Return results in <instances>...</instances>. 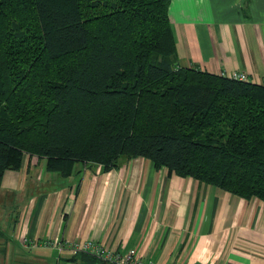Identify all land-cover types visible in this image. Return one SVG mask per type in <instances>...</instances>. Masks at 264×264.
<instances>
[{"label":"trees","instance_id":"1","mask_svg":"<svg viewBox=\"0 0 264 264\" xmlns=\"http://www.w3.org/2000/svg\"><path fill=\"white\" fill-rule=\"evenodd\" d=\"M171 1L0 0V185L142 156L264 201V83L181 65Z\"/></svg>","mask_w":264,"mask_h":264},{"label":"crops","instance_id":"2","mask_svg":"<svg viewBox=\"0 0 264 264\" xmlns=\"http://www.w3.org/2000/svg\"><path fill=\"white\" fill-rule=\"evenodd\" d=\"M169 16L181 65L244 71L264 83V0H172ZM7 208L14 214L5 217ZM0 216V264H82L68 248L48 245L56 239H91L154 264H264L263 200L169 173L142 156L109 171L79 163L63 177L26 155L3 177Z\"/></svg>","mask_w":264,"mask_h":264},{"label":"built area","instance_id":"3","mask_svg":"<svg viewBox=\"0 0 264 264\" xmlns=\"http://www.w3.org/2000/svg\"><path fill=\"white\" fill-rule=\"evenodd\" d=\"M228 75L239 80H249L248 74L244 71H233ZM25 243L28 245L27 240ZM48 245L59 250L68 248L69 250L73 251L74 254L81 252L88 253L109 264H154L152 261L142 258L136 251L122 253L120 251L106 248L101 243L91 239L83 243H79L77 241L63 243L56 239L53 242H48Z\"/></svg>","mask_w":264,"mask_h":264},{"label":"rangeland","instance_id":"4","mask_svg":"<svg viewBox=\"0 0 264 264\" xmlns=\"http://www.w3.org/2000/svg\"><path fill=\"white\" fill-rule=\"evenodd\" d=\"M49 187H52L54 185V183L50 182L48 183ZM36 186V184L34 185V187ZM20 205V204H19ZM14 206V204H13ZM9 207V206H8ZM15 209V207H14ZM8 214H14V212L12 210H10V208H7V214L5 215V217H8L9 215ZM1 217V216H0ZM3 217V216H2ZM0 222H1V219H0ZM2 230L4 231V226H1ZM5 232V231H4ZM29 264H52V262L50 261H43V260H39V259H34V260H31L29 262Z\"/></svg>","mask_w":264,"mask_h":264}]
</instances>
